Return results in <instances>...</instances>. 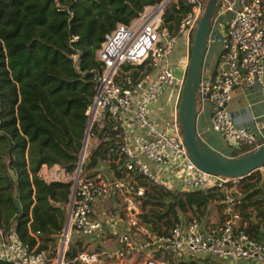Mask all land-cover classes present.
I'll list each match as a JSON object with an SVG mask.
<instances>
[{
    "label": "built area",
    "instance_id": "2783aa9c",
    "mask_svg": "<svg viewBox=\"0 0 264 264\" xmlns=\"http://www.w3.org/2000/svg\"><path fill=\"white\" fill-rule=\"evenodd\" d=\"M178 1L187 10L177 24L169 27L163 23L164 10ZM205 2H153L128 23H118L106 34L96 50L101 68L95 70L94 93L84 111L86 124L76 165L68 172L52 164L44 174L48 179L41 175L47 181L71 182L64 223L54 243L40 249L37 243L20 240L12 229L4 231L0 227V258L10 264H126L127 258L144 251L142 264H170V255L180 259L213 257L222 264H264V234L247 232L246 221L241 218L245 175L232 177L200 169L189 156L176 111L165 127L151 116L165 87L175 85L180 93L184 74L174 73L168 55L181 35L190 36L195 31ZM227 10L233 15L223 33L216 69L211 77L201 75L197 108L202 109L208 100L211 129L231 147L247 145L253 149L264 142V108L253 116L252 125L237 126L227 103L232 88L242 82L258 84L264 103V3L221 0L216 14ZM109 132L118 140L116 156L89 165L91 149L101 134ZM111 162L117 167L121 164L122 175L115 174ZM134 172L170 188L218 186L221 219L203 227L199 216L181 217L167 232L150 236L147 222L138 218L146 187ZM142 234L146 237L139 238ZM80 235L88 237L87 242L102 235L117 243L108 246L100 238L87 249L80 246L78 240L84 238ZM70 244L74 245L72 252L68 251ZM153 251L158 256L150 254Z\"/></svg>",
    "mask_w": 264,
    "mask_h": 264
},
{
    "label": "trees",
    "instance_id": "16d2710c",
    "mask_svg": "<svg viewBox=\"0 0 264 264\" xmlns=\"http://www.w3.org/2000/svg\"><path fill=\"white\" fill-rule=\"evenodd\" d=\"M157 1L0 0V227L4 231L12 229L20 240L37 243L39 249L54 243L65 220L71 182L47 181L39 169L42 164H58L68 172L74 169L86 124L84 111L94 93L95 70L101 68L96 50L118 23H128L144 6ZM186 10L182 1L170 3L163 23L174 26ZM117 144L111 132L101 134L88 164L114 158ZM248 149L247 145L229 147L223 153L237 155ZM111 165L117 176L122 175L121 164ZM134 176L146 187L138 218L157 233L167 232L182 217L180 213L190 211L183 218L201 216L209 201L221 195L218 186L170 188L140 173ZM241 189L244 229L252 235L264 234V174L245 175ZM0 264L10 263L0 258ZM170 264L193 261L170 255Z\"/></svg>",
    "mask_w": 264,
    "mask_h": 264
},
{
    "label": "crops",
    "instance_id": "0c3cea01",
    "mask_svg": "<svg viewBox=\"0 0 264 264\" xmlns=\"http://www.w3.org/2000/svg\"><path fill=\"white\" fill-rule=\"evenodd\" d=\"M232 15H233V11L227 10L222 13L216 14L212 20V24L208 35L209 42H207V48L212 41H215L213 40L214 39L213 26L219 27L220 36L216 37L219 46L216 53H213L212 61L209 62L207 65L203 66L202 74L204 77H211L214 70L216 69L217 60L222 49V37H223L222 33H224L227 23L232 17ZM175 44L173 45V48L170 54L168 55V62L172 66L174 73L180 76L185 73L186 64L188 61L189 36L185 34L181 35L180 38H178V40L175 42ZM174 46H176V48H174ZM178 98H179V92L175 85H171L169 87L164 88L157 97L151 110V116L158 121L161 127L167 126L171 121V119L173 118L176 111ZM263 105L264 104L261 100V93L258 84H254L250 86L242 82L238 85H235L232 88L231 98L227 103V109L229 111L232 120L237 126H250L253 123V116L260 113L263 110L264 108ZM210 116H211V103L208 100H206L204 107L202 109L197 108L196 128L198 133L211 146L220 150L216 140L213 137L216 131L211 129L210 127ZM51 167H53V165L48 166L46 164H42L39 169V174L44 177V174ZM111 207H113V205H111ZM140 210L142 211L141 201H140ZM186 214L187 215L190 214V211H188ZM180 216H182L183 218L182 213H180ZM199 218L203 227H206L209 224L216 223L221 219V212L219 205L217 203V199L209 201L206 207L202 209L201 216H199ZM256 220L257 218H253V221ZM122 227L125 228L126 226L124 225ZM156 233L157 232L152 231V226L150 225L149 235L151 236ZM103 237L102 235L101 237L97 236V238H95L93 242H87L88 237L80 238V240L78 241H81L80 243H82V245L85 246L88 245L89 243L96 244L100 241L99 239L101 238L103 243L105 242L106 245L108 246L116 245L117 242H115L114 239H111L112 237L111 238L108 236H103ZM145 237L146 235L142 234L139 238H145ZM140 253H144V251H140ZM152 253L155 255V252H150V254ZM134 256L127 258V261L134 258Z\"/></svg>",
    "mask_w": 264,
    "mask_h": 264
},
{
    "label": "water",
    "instance_id": "95a60500",
    "mask_svg": "<svg viewBox=\"0 0 264 264\" xmlns=\"http://www.w3.org/2000/svg\"><path fill=\"white\" fill-rule=\"evenodd\" d=\"M220 3L221 0H206L202 14L198 19L189 48L184 82L179 93L176 115L181 126L182 138L191 160L205 171L234 177L250 174L264 164V142L240 154L228 155L211 146L198 133L196 128L197 92L202 75L210 27ZM14 203L17 209L21 210L20 202L16 196H14ZM147 225L150 228V223H147ZM73 246V244H70L69 252H72Z\"/></svg>",
    "mask_w": 264,
    "mask_h": 264
},
{
    "label": "rangeland",
    "instance_id": "374dc122",
    "mask_svg": "<svg viewBox=\"0 0 264 264\" xmlns=\"http://www.w3.org/2000/svg\"><path fill=\"white\" fill-rule=\"evenodd\" d=\"M222 3H223V1H222ZM224 3H225V1H224ZM213 40H215V41H212L211 43H210V45L208 46V48H207V50H206V54H205V58H204V63H203V66H205V65H207L209 62H211L212 61V56H213V53H216V51H217V49H218V46H219V43L217 42V40H216V37L217 36H220V31H219V27L218 26H213ZM222 35H223V33H222ZM190 38H191V35L189 36V47H190V43H191V40H190ZM180 41V40H179ZM178 41V42H179ZM175 45H177V44H175ZM174 48H176V46H174ZM169 86H171V85H169ZM169 86H167V87H169ZM166 88V87H165ZM264 104V103H263ZM264 106V105H263ZM217 132V131H216ZM214 133V135H213V137H214V139L216 140V142H217V144H218V146H219V148H220V150L219 151H221L222 150V152L223 151H227V149L229 148V147H231L232 145L231 144H228L224 139H223V137H222V135L218 132V133ZM260 172L262 175L264 174V165H262L261 167H259L258 169H256V170H254L253 172L255 173V172ZM149 206L148 205H146V209L148 208ZM67 208V204L65 205V209ZM143 211H145V210H143ZM184 215V214H183ZM188 215H190V214H188ZM185 216H187L186 214L184 215V217ZM164 228H166V226L164 225L163 226V229ZM81 237H84V235H80ZM93 245H94V243H89L88 245H85V247L87 248V249H92L93 248ZM144 257H145V253H140V252H138V254H136L135 256H134V258H132V259H130V260H128L127 262H126V264H142L143 263V260H144ZM186 260H188V261H193V264H222L219 260H216L215 258H213V257H203V256H196V257H190V258H187Z\"/></svg>",
    "mask_w": 264,
    "mask_h": 264
}]
</instances>
